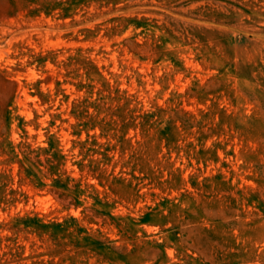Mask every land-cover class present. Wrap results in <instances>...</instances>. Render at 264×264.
<instances>
[{
  "label": "rangeland",
  "instance_id": "rangeland-1",
  "mask_svg": "<svg viewBox=\"0 0 264 264\" xmlns=\"http://www.w3.org/2000/svg\"><path fill=\"white\" fill-rule=\"evenodd\" d=\"M0 264H264V0H0Z\"/></svg>",
  "mask_w": 264,
  "mask_h": 264
},
{
  "label": "trees",
  "instance_id": "trees-1",
  "mask_svg": "<svg viewBox=\"0 0 264 264\" xmlns=\"http://www.w3.org/2000/svg\"><path fill=\"white\" fill-rule=\"evenodd\" d=\"M54 184L56 185V186H58V188H63V189H65V183H63L62 182V180L59 178V177H56L55 179H54ZM72 219H77L76 217H71Z\"/></svg>",
  "mask_w": 264,
  "mask_h": 264
}]
</instances>
